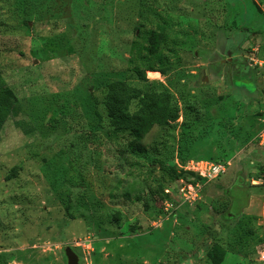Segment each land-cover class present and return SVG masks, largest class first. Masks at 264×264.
Returning <instances> with one entry per match:
<instances>
[{"label":"rangeland","instance_id":"374dc122","mask_svg":"<svg viewBox=\"0 0 264 264\" xmlns=\"http://www.w3.org/2000/svg\"><path fill=\"white\" fill-rule=\"evenodd\" d=\"M0 15V70L20 105L0 126V264H68L67 246L80 264H213L215 244L220 264H264V0H0ZM164 20L169 66L147 70L150 84L135 69ZM243 62L254 74L238 79ZM116 79L178 102L144 152L109 125ZM199 158L231 165L182 202L179 179L196 176L178 165Z\"/></svg>","mask_w":264,"mask_h":264},{"label":"trees","instance_id":"16d2710c","mask_svg":"<svg viewBox=\"0 0 264 264\" xmlns=\"http://www.w3.org/2000/svg\"><path fill=\"white\" fill-rule=\"evenodd\" d=\"M1 25L2 20L0 15V27ZM168 27V22L164 20L157 25L156 29L149 31L145 49L149 52L152 58L144 57L143 61L146 62L145 67L142 68L141 66H136L135 69L139 78L150 82V84H153L154 82L149 81L147 70L160 71L162 74H165L169 66V58L163 53L165 49L170 50V47L167 45L169 38V34L167 33ZM234 71L235 77L238 79H243L253 73L248 64L244 62L239 67L234 66ZM102 104L109 125L113 131L116 133H127L130 137L128 142L129 148L139 152L147 150L146 145L143 143V139L154 126L170 127L180 117V108L172 91L168 89L156 90L153 87L144 89L134 86L122 79H116L106 83ZM134 105L136 106L133 107ZM19 110V102L0 70V126H3L9 118L16 116L19 113ZM191 125L192 123H184V131L182 132V135H188L189 130L192 128ZM185 128L187 131H185ZM206 159L213 160L210 158ZM168 164V162L160 160L161 168L171 169L174 173L179 175L177 165L174 164L170 166ZM178 167L181 173L184 172L185 174L193 175V173L185 171L179 165ZM17 170V166L13 167L8 178L16 176ZM196 178L201 179V177ZM161 192L163 198L169 196V193L165 192V188H162ZM231 196L233 198L232 206L234 207L236 199L233 194ZM239 213L240 211L238 208L229 211V215L232 217L239 216ZM224 254L225 250L220 244L213 245L212 251L210 252L212 263L220 264L224 259Z\"/></svg>","mask_w":264,"mask_h":264},{"label":"built area","instance_id":"2783aa9c","mask_svg":"<svg viewBox=\"0 0 264 264\" xmlns=\"http://www.w3.org/2000/svg\"><path fill=\"white\" fill-rule=\"evenodd\" d=\"M255 59V58H254ZM256 63L263 64L264 62L256 60ZM261 143L264 144V134H261ZM231 161H213L209 159H190L181 164V168L185 171L194 173V176L201 177L198 179H179L178 191L182 202L191 203L200 198L202 191V181H212L223 175L230 167ZM203 179V180H202ZM167 193L172 194L173 191L166 189Z\"/></svg>","mask_w":264,"mask_h":264},{"label":"water","instance_id":"95a60500","mask_svg":"<svg viewBox=\"0 0 264 264\" xmlns=\"http://www.w3.org/2000/svg\"><path fill=\"white\" fill-rule=\"evenodd\" d=\"M208 201H211V197H208ZM68 264H80L79 256L71 246L65 248Z\"/></svg>","mask_w":264,"mask_h":264},{"label":"crops","instance_id":"0c3cea01","mask_svg":"<svg viewBox=\"0 0 264 264\" xmlns=\"http://www.w3.org/2000/svg\"><path fill=\"white\" fill-rule=\"evenodd\" d=\"M263 33H264V32H263ZM263 36H264V34H263ZM263 46H264V44H263ZM263 46H262V47H263ZM261 50H262V49H261Z\"/></svg>","mask_w":264,"mask_h":264}]
</instances>
